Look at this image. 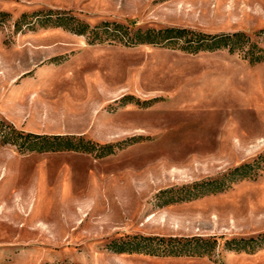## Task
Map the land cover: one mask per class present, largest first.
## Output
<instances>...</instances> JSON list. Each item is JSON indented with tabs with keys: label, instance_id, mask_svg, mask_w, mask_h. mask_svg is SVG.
<instances>
[{
	"label": "rangeland",
	"instance_id": "rangeland-1",
	"mask_svg": "<svg viewBox=\"0 0 264 264\" xmlns=\"http://www.w3.org/2000/svg\"><path fill=\"white\" fill-rule=\"evenodd\" d=\"M0 12V120L95 146L21 152L0 137V264H264V249L225 247L264 234V62L93 32H243L264 47V0H0ZM34 12L52 14L47 26L17 32ZM244 164L251 178L178 201ZM133 236L216 246L203 257L112 249Z\"/></svg>",
	"mask_w": 264,
	"mask_h": 264
},
{
	"label": "trees",
	"instance_id": "trees-1",
	"mask_svg": "<svg viewBox=\"0 0 264 264\" xmlns=\"http://www.w3.org/2000/svg\"><path fill=\"white\" fill-rule=\"evenodd\" d=\"M49 13L34 12L32 15L23 14L15 24L17 32H21L24 28L36 26L37 23L41 27H46L50 22ZM2 19L0 20V29L5 24L9 15L0 12ZM48 16V17H46ZM28 19V20H27ZM61 26L56 24V27ZM72 31V30H71ZM85 29L79 33L84 34ZM98 38L102 35L105 39L102 41H110L111 44H122L127 47H135L142 44H150L165 48H177L192 54L208 51L214 52L218 50H228L230 53H238L250 64L264 62V47L260 46L259 41L253 40L250 36L243 32L233 34H216L210 35L202 32H196L185 28H165V29H131L128 26L118 23H104L93 29ZM257 38L264 37V31L256 33ZM92 44L97 43L94 39ZM0 137L4 138V144L16 146L19 151L24 152L25 149L31 151L59 152V151H91L94 144L85 142L82 138L76 136H47L34 135L22 131H18L13 125L0 120ZM110 148V146L102 149ZM260 168V167H258ZM255 167L251 164H244L237 167L232 173L226 177L208 182L197 183L184 188L179 199L193 200L205 195L217 194L227 190L232 182L251 178L254 174ZM216 246V242L195 239H177L170 238L165 240L159 237H141L133 236L120 243L115 242L112 249L121 253H144L148 255H158L166 257L181 256H199L203 257L210 254ZM225 247L230 251L246 252L254 254L264 249V234L249 239H233L225 243Z\"/></svg>",
	"mask_w": 264,
	"mask_h": 264
}]
</instances>
